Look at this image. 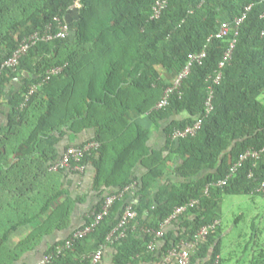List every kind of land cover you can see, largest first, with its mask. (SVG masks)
I'll return each mask as SVG.
<instances>
[{
  "label": "trees",
  "instance_id": "trees-1",
  "mask_svg": "<svg viewBox=\"0 0 264 264\" xmlns=\"http://www.w3.org/2000/svg\"><path fill=\"white\" fill-rule=\"evenodd\" d=\"M155 1L81 0L71 9L73 0H0V105L8 106V121L0 126V246L23 225L41 220L7 253L12 258L34 247L42 235L69 226L75 200L61 179L72 170L52 166L67 147L88 142H70L61 152V139L92 128L95 135L89 141L97 140L101 147L83 161L94 165V182L101 193L107 191L93 210L132 183L136 187L134 193L119 195L96 230L53 264H89L84 256L96 250L88 251L89 240L98 247L105 244L129 203L137 216L125 235L108 245L112 264H163L171 250L182 247V240L196 241L201 228L216 219L220 224L196 242L189 264L230 261L223 255L217 208L227 195H263L257 187L264 180V155L246 160L224 186L215 183L243 153L264 146V103L259 99L264 92V0H170L159 17H154ZM250 5L234 36V21ZM74 10L76 17L67 20ZM57 18L69 25L66 37L39 41L15 68L2 67L25 36L51 25L58 30ZM223 21L232 23V34L209 40ZM235 38L232 58L215 83L219 63ZM203 49V63L193 64L168 106L157 108L189 54ZM57 66H64L62 73L27 100L30 88ZM14 81L21 84L11 90ZM211 90L214 108L206 115ZM199 118L195 135L171 137L175 129ZM163 122L167 145L153 150L152 127ZM139 162L148 168L141 178L134 174ZM192 199L200 205L178 217L175 227L150 249L152 230L161 229L177 206ZM106 250L98 264H104ZM248 260L264 264V246L254 249ZM176 263L172 257L166 264ZM0 264H7L3 257Z\"/></svg>",
  "mask_w": 264,
  "mask_h": 264
},
{
  "label": "built area",
  "instance_id": "built-area-1",
  "mask_svg": "<svg viewBox=\"0 0 264 264\" xmlns=\"http://www.w3.org/2000/svg\"><path fill=\"white\" fill-rule=\"evenodd\" d=\"M170 0H156L154 4V17H159L164 9L168 6ZM81 0H73V4L71 9H77L80 6ZM252 8V5L246 8V12L243 14L242 17L237 18L234 21V36L239 34L240 25L244 22L245 18L247 17L248 11ZM264 17V14L262 15ZM58 20V30H52V25L49 26L44 31H35L23 38L18 48L13 52V54L4 61L2 67L7 68H15L21 57L24 56L33 46H35L39 41H48L53 38H64L68 35L70 28L68 23L62 22L61 19L57 18ZM233 25L229 21H223L220 24L218 31L209 37V40L213 38H225L232 34ZM236 38L233 39L229 49L224 53V57L222 61L219 63V70L216 73L214 78L215 83H219L222 76H223V68L225 65L231 60L233 55V50L236 43ZM207 56L206 49H203L199 52H193L189 54V60L185 68L178 73L173 81V85L168 87L165 90L164 95L157 103V108H164L169 104V97L175 89H179L183 79H185L191 72V67L195 63H203L204 58ZM64 66H57L49 69L45 78L33 85L30 88L29 93L27 94L26 99L28 100L31 95H33L39 87L43 85L44 82L50 80L53 76L59 75L62 73ZM213 98V90H211V94L209 95L206 101V115H208L214 108L212 103ZM202 124V119L199 118L195 121L192 125H188L183 129H175L172 133V138H182L188 135H195L197 131L200 129ZM101 147V143L97 140H91L83 145H70L64 151L61 158L52 166V169H69L75 172L83 173L86 169V164L84 163V158L86 155L91 154L94 151H97ZM262 155H264V146L260 149H251L247 150L243 153L239 159L230 167V170L226 174L223 179H220L217 183L218 186H224L227 182L233 177L235 172L239 169V167L248 159H259ZM136 184L132 183L131 185L127 186L125 190L120 193L119 195H123L124 192L131 191L134 193ZM210 185L207 186L205 193H209ZM257 191L264 195V180L260 182L259 186L257 187ZM119 195H110L104 201L100 210L95 211L93 210L89 215V222L84 225L83 227L75 230L68 238L65 240L56 243L53 249L48 251L43 257L36 262L35 264H53L55 259L62 255V253L72 247V245L78 241L85 239L88 235L92 234L99 224L104 220V218L109 214L110 208L114 204L115 200L119 197ZM200 205L199 199H192L189 202L177 206L174 212L168 216L165 221L162 223V228L159 230H152L155 234L154 241L149 243L150 249H155L157 243L162 239L165 231V227L170 225L173 222H176L178 217L183 215L187 212L190 208L197 207ZM137 216L136 210L133 208V203H129L124 214L120 218L119 224L108 234L106 238V243L100 245L95 251L85 254L84 258L89 259V264H98L103 256L104 250L106 247L111 243L114 244L120 238H122L127 230L128 225L134 220ZM220 219H216L213 223L206 225L201 228V230L196 235V241H193L187 248H174L170 251L169 256L165 259L163 264H166L168 261L171 260L172 257H175L177 260L176 264H189L191 261V256L194 251V247L197 241L204 239L210 233L211 230L215 229L220 224ZM85 264V263H84Z\"/></svg>",
  "mask_w": 264,
  "mask_h": 264
},
{
  "label": "crops",
  "instance_id": "crops-1",
  "mask_svg": "<svg viewBox=\"0 0 264 264\" xmlns=\"http://www.w3.org/2000/svg\"><path fill=\"white\" fill-rule=\"evenodd\" d=\"M76 11V12H75ZM77 10L71 11L67 14V20L71 21L76 17ZM20 82L14 81L11 86V90H16L20 87ZM144 117V116H142ZM141 117V118H142ZM8 121V106L0 105V126H3ZM167 122H163L160 126L154 125L152 127L153 131L151 133L149 139V146L154 150L163 149L167 145V135L165 133V127ZM94 129H86L78 134H72L71 132L66 135L58 144L60 151L64 150V147L71 143H79L89 141L95 134ZM168 151L165 150V154ZM148 171L146 165L142 162H139L136 167L134 174L136 177H143V175ZM94 174L95 167L92 163L86 164L85 172L79 173L75 171H67L64 173L63 178L61 179L62 187L70 193L71 197L75 200V205L73 209V213L71 215V221L68 227L64 228H55L50 232L41 236L38 243L34 245V247L18 254V257L12 258L7 255L8 252L15 249L17 245L20 243L22 239H24L28 234H30L34 228L41 222V220H37L35 222L28 223L23 225L18 230H16L9 239L8 242L2 244L0 246V257L4 258V262L7 264H35L38 262L43 255H45L49 249L54 246L56 243L61 240L66 239L70 236L75 230L82 227L87 219L89 218L90 213L93 211L96 205H98L103 197L107 194V191L101 193V189L97 187L94 182ZM168 177V176H167ZM163 178L161 180L162 183H167L168 179ZM171 179L175 181L181 180L180 177L171 175ZM135 198V197H134ZM133 197L130 196V200L132 201ZM136 200V198H135ZM223 221V219H221ZM176 222L171 223L166 226L165 231L173 229L175 227ZM90 244H88V251L97 249L98 242L94 240H89ZM94 241V242H93ZM187 241L182 240V247L187 248L190 244L185 243ZM106 254L104 256V264H112L113 262V253L111 251V247H106ZM92 252V251H91ZM137 264H143L138 262Z\"/></svg>",
  "mask_w": 264,
  "mask_h": 264
},
{
  "label": "rangeland",
  "instance_id": "rangeland-1",
  "mask_svg": "<svg viewBox=\"0 0 264 264\" xmlns=\"http://www.w3.org/2000/svg\"><path fill=\"white\" fill-rule=\"evenodd\" d=\"M259 99L264 103V92ZM223 222L226 264H249L254 249L264 246V195H227L217 208Z\"/></svg>",
  "mask_w": 264,
  "mask_h": 264
}]
</instances>
